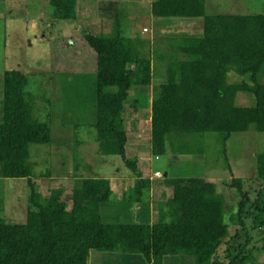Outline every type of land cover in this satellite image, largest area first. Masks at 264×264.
<instances>
[{
	"label": "trees",
	"instance_id": "1",
	"mask_svg": "<svg viewBox=\"0 0 264 264\" xmlns=\"http://www.w3.org/2000/svg\"><path fill=\"white\" fill-rule=\"evenodd\" d=\"M101 1L111 2L103 15L115 17L121 8L114 3L130 0ZM49 3L55 22L75 23L77 0ZM150 6L158 19H203L202 34H162L167 49L151 45L148 50L145 43L125 37L116 20L107 37L85 30L66 43L87 58V66H94L99 151L120 157L133 173L136 204H144L146 193L151 198L153 180L143 176L136 158L127 157L128 105L137 110L138 100L130 96L152 85L155 66L165 70L151 106L150 151L155 157L164 155L167 145L180 155L208 158L212 150L229 168L226 144L233 135L264 134V15H208L206 0H153ZM71 63L72 68L70 61L59 67V73L73 70L74 59ZM28 84L25 72L4 73L0 179L27 180L30 206L25 224L0 218V264H89L92 252L139 256L149 264L179 256L195 264H256L264 253V151L257 158L256 177L226 184L229 196L219 192L215 180L173 178L164 183L173 195L161 201L167 212L159 207L157 222L108 223L101 213L113 195L107 178L77 182L71 204L64 189L45 197L37 192L30 147L49 145L53 137L50 124L36 117ZM240 94L248 95L253 105L239 106ZM209 133L218 137H206ZM214 137L212 144L208 139ZM228 197L236 205L231 216L235 233L226 221ZM257 234L263 237L261 246H256Z\"/></svg>",
	"mask_w": 264,
	"mask_h": 264
},
{
	"label": "rangeland",
	"instance_id": "2",
	"mask_svg": "<svg viewBox=\"0 0 264 264\" xmlns=\"http://www.w3.org/2000/svg\"><path fill=\"white\" fill-rule=\"evenodd\" d=\"M99 1L77 0V19L72 23L55 22L49 0H0V122L4 73L13 70L25 72L29 77L26 92L35 106L36 117L50 124L53 137L49 145L30 147V160L34 163L32 179L37 184V192L45 197L52 190L64 189L67 201L77 182L86 178H107L111 181L113 195L108 204L101 207L103 219L108 223L137 222L141 221L140 208L149 203L150 196L146 193L144 204L138 203L137 206L131 197L136 179L133 173L123 167L120 157L101 155L94 127L95 75L91 72L94 66H87V58L74 52L72 46L66 47V43L85 30L107 37L109 33L98 28L114 26L116 20H120L125 37L145 43L148 50L152 45L155 50L164 51L167 48L161 39L162 34L180 31L200 35L203 32V19H158L151 14L150 0H130L117 3L121 8L119 16L99 20ZM206 11L208 15H264V0H206ZM145 28L149 30L148 33L143 31ZM72 59L75 61L73 70L59 73L58 68L67 67L69 61L72 68ZM153 70L154 78L148 92H135L130 96L131 101L133 97V100H138V108L135 110L128 105V136L132 143L140 138V145L134 149L132 144L129 146L128 140L126 148L127 157L136 158L143 176L152 177L153 185H157L158 192L154 191V199L158 203L156 212L159 207L164 214L167 212L161 201L173 195L172 188L164 185L169 179L195 177L215 180L222 193L233 178L256 177L257 158L264 151L263 133L248 132L232 136L226 144L229 168L224 157L212 150L207 158L205 155L174 154L167 145L168 150L164 155L155 157L151 154V122L148 116L151 117L152 102L149 94L151 98L153 93H158L165 71L156 66ZM230 79L235 80V77ZM237 104L250 107L253 100L248 95L240 94ZM211 136L218 137V134L206 135ZM208 141L215 144V137ZM216 146L220 150L218 143ZM155 172H160L162 177L155 178ZM223 194L229 196L228 192ZM227 199L226 221L231 225V232L235 233L236 226L231 216L236 211V205L232 197ZM29 206L27 180L0 179V218L25 224ZM262 238L258 236L256 246H261ZM255 262L264 264V253L258 255Z\"/></svg>",
	"mask_w": 264,
	"mask_h": 264
},
{
	"label": "crops",
	"instance_id": "3",
	"mask_svg": "<svg viewBox=\"0 0 264 264\" xmlns=\"http://www.w3.org/2000/svg\"><path fill=\"white\" fill-rule=\"evenodd\" d=\"M79 1H81V0H79ZM152 1L153 0H150V4L152 3ZM109 3H111V2L101 1L99 3L98 11L101 13V15H100L101 17L99 18V20L105 18V15H103L102 10L104 11L106 9V6ZM114 5H116V7H118L117 3H114ZM102 27H103V29L102 28L100 29V27H99L98 30L99 31H105L106 30L107 32H109L113 28L112 25L108 26L107 28H105L104 26H102ZM39 40H40V38H39ZM147 90H148V88H145V90H141L140 93H145V91H147ZM136 93H137V91H136ZM140 93H138V94H140ZM154 96L155 95L153 93V95L150 98V94H149V100L151 102H152V99L154 98ZM148 117H149V122H151V117L150 116H148ZM128 140H129V146L132 144L134 149H136L137 145H140V138L134 139V141L132 143L131 137L128 136ZM150 178L153 180L152 177H150ZM155 186H157V185H153V188H152L151 198H150L151 200L149 202L150 203L149 208L142 207V208H140L141 213H139V217L142 219L141 221H150L151 224L155 222L156 216L159 214V211L156 212V204H158V203H156V199H154V191L158 192V189ZM67 199H68L67 202L69 203L71 201L70 196H67ZM138 209H139V207H138ZM89 264H149V263L145 259H143L142 257L123 254V253H119V252H92L91 256H90V263ZM163 264H195V261L189 257L179 256V257L166 258L164 260Z\"/></svg>",
	"mask_w": 264,
	"mask_h": 264
},
{
	"label": "built area",
	"instance_id": "4",
	"mask_svg": "<svg viewBox=\"0 0 264 264\" xmlns=\"http://www.w3.org/2000/svg\"><path fill=\"white\" fill-rule=\"evenodd\" d=\"M143 31L146 33V32H148V29L145 28ZM154 177H155V178H160V177H162V175H161L160 172H156V173L154 174Z\"/></svg>",
	"mask_w": 264,
	"mask_h": 264
}]
</instances>
